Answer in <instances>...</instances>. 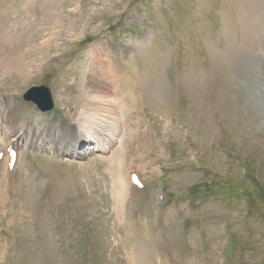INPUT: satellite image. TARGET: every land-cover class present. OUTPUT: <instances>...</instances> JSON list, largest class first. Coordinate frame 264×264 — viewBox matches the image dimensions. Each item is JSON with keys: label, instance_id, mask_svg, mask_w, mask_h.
Masks as SVG:
<instances>
[{"label": "rangeland", "instance_id": "374dc122", "mask_svg": "<svg viewBox=\"0 0 264 264\" xmlns=\"http://www.w3.org/2000/svg\"><path fill=\"white\" fill-rule=\"evenodd\" d=\"M8 20L30 78L0 71V119L8 105L38 147L20 139L8 189L1 166L0 264H264V0H0ZM106 76L131 113L125 163L143 183L123 214L103 158L119 139L101 150L94 126L71 158L46 134ZM34 86L51 91L46 115L24 99Z\"/></svg>", "mask_w": 264, "mask_h": 264}, {"label": "bare ground", "instance_id": "6f19581e", "mask_svg": "<svg viewBox=\"0 0 264 264\" xmlns=\"http://www.w3.org/2000/svg\"><path fill=\"white\" fill-rule=\"evenodd\" d=\"M59 23L60 22L58 21L55 25H58ZM15 29H17L15 27V24H12L9 20L3 21L2 24L0 25V31H2V33H0V71L1 70L5 72L18 71L19 74H21L23 77L27 79L30 78V71L28 69L26 62L28 53L25 50H23L24 47L23 44H25L24 40L26 41V39L23 40L22 37L18 36V34L14 32ZM96 47L97 46L95 45L94 48ZM98 50H100V48L97 47L96 52ZM100 55H102V53ZM53 57L54 56H50L49 61L53 60L54 59ZM259 59H256V61L252 60V62H254V67L256 66V64L258 65L257 61ZM114 70L115 72L118 71L117 69ZM104 72L106 74H109L106 69L104 70ZM107 79L110 78L107 77L104 82L102 81L101 84L96 85L97 88L94 89L92 88L90 90H86V88L82 89V92L78 95L79 97L77 98V102H82L83 104L81 105L83 106L80 110L79 117L75 121L71 123L67 121H63L64 125L62 127H59L60 131H58V128L54 126L50 128L49 127L50 125L59 124V123L58 124L52 123L48 125L49 128L46 134L47 136H49V140L52 141V149L54 151V154L61 156H68L71 158L72 157L81 158L84 156L82 152L78 151L80 137H84V139L85 137L86 138L90 137V135H92V133L94 132L95 129L94 126H97L100 129V132L97 135H99L98 138H100L101 140L96 141V143L100 144L98 147H101L102 148L101 150L107 151V149L104 146L105 143L102 145L101 141L102 142L106 141V143L110 145L109 148L115 150V146H113V144H115L113 138L116 137L119 139L117 143L119 144L120 150L116 149L118 150V154H119L117 159L114 158V156L109 151L108 152L110 153V155L107 154L103 155V158L108 163L109 171L110 173H112V177H113L112 191L117 201L119 210L121 211V214H123L129 194L131 193V191L133 192L137 189V186H135L134 183L132 182V177H131L132 173H130L131 171H129L130 168H126L127 163H125V155L127 159L129 158V154L127 151V147H128L127 143L131 135L130 132L128 131V125H126V122L130 120L131 113L129 114L127 112L129 109L127 108L124 109L125 107H127V103L125 101L120 102L111 95L112 89ZM105 86H107L108 88L106 89ZM205 88L206 90L211 91L208 85L206 84H205ZM99 89H103V90H99ZM85 92L89 93V97L87 99H84L83 97L84 95L83 93ZM5 113H6V119H2V118L0 119V121L2 120V123H0V131H2L3 129L6 130L5 132L6 135L3 138V141L6 143V146L4 149H0V171L2 170L1 166L5 164L7 168L6 171L4 172L5 178H3V181L4 180L5 181L3 183H5L6 189H8L11 178L9 173L16 171V166H11L9 162L11 158L10 157L11 151L16 152L18 146L20 145V141H21L20 139L22 138H26V140H28L29 143L34 148H37L38 144H37V133L35 134L34 132V135L32 134V128L34 131L33 126L27 124L21 125L18 121L9 119L10 114L12 113L8 105H6ZM44 115H46V112ZM74 117L77 116L75 115ZM43 118L48 119L49 117L45 118L43 116ZM129 125L131 124L129 123ZM19 130H20V136L18 139L17 138L9 139L11 133L17 134ZM56 131L58 132V135L54 136V132ZM90 143H93V140H91ZM48 151L50 150L48 149ZM18 159L19 156L17 153L16 162L18 161ZM5 160H7V164ZM69 191L70 190L67 189L63 190V188H61L60 196L62 198H66ZM71 197L80 198L79 194ZM69 200L71 199H65L64 202L66 203ZM137 225L139 226V224ZM137 228H138L137 226H133L132 228H130L127 231V236L139 238L138 235L139 230ZM138 249H140L141 252L145 254L146 249L144 248V246H141ZM148 261H150L149 257L148 256L147 258L144 257L142 264L144 263L148 264Z\"/></svg>", "mask_w": 264, "mask_h": 264}, {"label": "water", "instance_id": "95a60500", "mask_svg": "<svg viewBox=\"0 0 264 264\" xmlns=\"http://www.w3.org/2000/svg\"><path fill=\"white\" fill-rule=\"evenodd\" d=\"M24 98L35 102L41 111L51 110L54 106L51 91L45 86L32 87L24 94Z\"/></svg>", "mask_w": 264, "mask_h": 264}]
</instances>
